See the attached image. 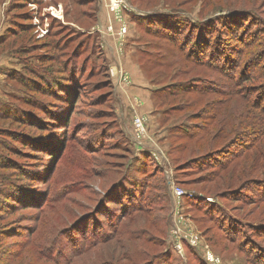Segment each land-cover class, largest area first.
Listing matches in <instances>:
<instances>
[{"label":"rangeland","instance_id":"obj_1","mask_svg":"<svg viewBox=\"0 0 264 264\" xmlns=\"http://www.w3.org/2000/svg\"><path fill=\"white\" fill-rule=\"evenodd\" d=\"M124 1L3 5L0 264H264V122L251 118L264 116V0ZM154 11L178 32L152 29ZM119 14L125 39L107 29ZM203 20L215 30L207 64L190 58L187 30ZM117 45L148 77L149 112L140 96L120 100L134 81L112 60ZM206 130L209 149L181 146ZM110 190L116 202L103 201Z\"/></svg>","mask_w":264,"mask_h":264},{"label":"trees","instance_id":"obj_2","mask_svg":"<svg viewBox=\"0 0 264 264\" xmlns=\"http://www.w3.org/2000/svg\"><path fill=\"white\" fill-rule=\"evenodd\" d=\"M234 11L232 10L231 13H226V14H221V16H226V15H230L232 14ZM171 16V13H166V14H163V13H159V12H149L148 14H146L144 16V18L146 20H148V23L147 24H150V26L152 27V29H158L157 31H162L163 33H169V31H174L175 33H177L178 31V28H174L176 27L175 25H173V23L171 21H167L166 20V17H169L170 18ZM210 21H207V20H203V21H198L197 23H195L196 25L194 26H191L189 28H187L188 30V33L191 32V30H194L195 34H196V31L198 32L197 33V36L196 37H193L192 39L194 40V50H192V52L190 53L191 55H194L193 57H190V58H193L192 60H194V57L195 59H199L200 61H203V62H206L207 64V60H205L204 58H201L200 55H203L204 53H206L208 50H211V49H214L211 45V42L206 38V36L208 37H211V33H214L215 30L212 29V30H209L207 29L205 26L207 24H209ZM176 24V23H175ZM154 26H156L154 28ZM207 29L206 31V34L207 35H204V31ZM156 31V30H155ZM159 33V32H158ZM193 34V33H192ZM171 36V35H170ZM170 40H172L173 42H175V37L174 36H171L169 38ZM3 40V37L0 38V44L3 43L2 42ZM196 50V51H195ZM199 55V58L198 56L196 55ZM211 56H212V53H211ZM210 56V58H211ZM202 62V63H203ZM204 64V63H203ZM48 83V81H46ZM71 83H72V80H71ZM50 84V83H49ZM64 88L67 89L66 85H64ZM64 90V89H63ZM51 92H55L57 94V91H55V88L53 87L52 89H50ZM67 90H65L66 92ZM61 93L58 94V96H60ZM68 94V93H66ZM169 94H172V93H169ZM168 95V94H167ZM251 118L253 119H256L258 122L259 121H262L264 122V116L262 114V112H256L255 114H252L251 115ZM252 124H249V127L252 128ZM260 128L261 130H264V123L260 125ZM207 132L209 133L208 130H206L204 133H202L201 131L198 132V133H195V134H192V135H185V141L184 143L181 144V146H183L185 148L186 144H187V139H191V140H195L196 142H204V145L203 147H201V149L203 150H207L209 149V145H211V142H210V136L209 134H207ZM254 133H257L256 132V129L253 131ZM200 133V134H199ZM199 134V135H198ZM211 135V134H210ZM194 138V139H193ZM211 140H212V136H211ZM183 148V150H184ZM187 149V148H186ZM112 190L110 191H106L104 194H103V201L104 202H108V203H113V202H116V198L115 199H112V197H108V195L111 193ZM113 195V194H112ZM21 199V198H19ZM125 199V198H124ZM106 200V201H105ZM102 204V202H101ZM100 204V205H101ZM104 204V203H103ZM209 202H207V206H209ZM123 216H126V215H123ZM99 213L98 212H95V220L96 221H99Z\"/></svg>","mask_w":264,"mask_h":264},{"label":"crops","instance_id":"obj_3","mask_svg":"<svg viewBox=\"0 0 264 264\" xmlns=\"http://www.w3.org/2000/svg\"><path fill=\"white\" fill-rule=\"evenodd\" d=\"M5 1L6 0L4 1L0 0V38L3 37L5 30L9 27L8 16L3 7V5H5ZM111 39H113L118 43V41L115 38L112 37ZM116 42L115 44H117ZM130 51L128 52L126 51V54L122 53L123 54L122 55L118 49V45L117 47L111 46L112 60L114 58L116 62H118L119 68L123 67V69H125V71L129 74L130 79L134 81L133 83L134 87L132 86L133 88L131 86L124 85L122 89L119 90L120 100L122 99L123 101H125V103H127L129 101V98L132 96L131 94L137 95L138 97L140 96V98L144 100V103L141 106L140 111L144 113L149 112L151 109H153V104L151 101L152 89L151 86H148L149 85V83L147 82L148 77L144 74L140 65L135 62L136 61L135 56L134 54H130ZM118 52H119V57H116L118 56ZM8 62H9V56L6 52L2 51L0 44V75L3 74L2 71L3 68L8 66ZM130 125L127 128L132 129V124Z\"/></svg>","mask_w":264,"mask_h":264},{"label":"built area","instance_id":"obj_4","mask_svg":"<svg viewBox=\"0 0 264 264\" xmlns=\"http://www.w3.org/2000/svg\"><path fill=\"white\" fill-rule=\"evenodd\" d=\"M128 7L129 5L124 0H111L112 11H115V10L120 11L121 9L123 10L124 8H128ZM119 20L121 23H120V26H118V28H115L112 23L107 26L108 33L112 36H114L115 33H117L118 37L125 39L126 35L129 33V26L126 20L124 19V16H122V14H119ZM97 30L101 31L100 28H98ZM113 75H115L114 72H113ZM145 122L146 120L140 116H137L133 119L134 130H135L134 138H135V141L137 142L136 144H138L139 146L143 145L142 138L145 139L147 137ZM173 193H174V196L179 199H181L184 195H186L185 190L181 186H178V185L173 187ZM194 242H195V239L193 240V243ZM178 248L179 250L182 249L180 248V246H178ZM208 260L212 264H223L218 258H215L213 255H208Z\"/></svg>","mask_w":264,"mask_h":264}]
</instances>
